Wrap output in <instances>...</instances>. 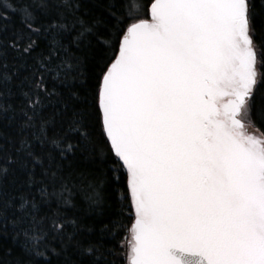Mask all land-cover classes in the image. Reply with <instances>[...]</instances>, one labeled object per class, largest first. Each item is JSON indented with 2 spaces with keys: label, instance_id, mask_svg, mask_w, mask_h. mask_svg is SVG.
I'll use <instances>...</instances> for the list:
<instances>
[{
  "label": "snow or ice",
  "instance_id": "obj_1",
  "mask_svg": "<svg viewBox=\"0 0 264 264\" xmlns=\"http://www.w3.org/2000/svg\"><path fill=\"white\" fill-rule=\"evenodd\" d=\"M121 255L264 264V0H0V264Z\"/></svg>",
  "mask_w": 264,
  "mask_h": 264
},
{
  "label": "trees",
  "instance_id": "obj_2",
  "mask_svg": "<svg viewBox=\"0 0 264 264\" xmlns=\"http://www.w3.org/2000/svg\"><path fill=\"white\" fill-rule=\"evenodd\" d=\"M141 2H146V0H141ZM78 182V181H77ZM113 199L115 200V197H113ZM75 201L77 204L83 206L84 202L83 200L81 199V196L79 193H77V195L75 196ZM111 244H115L116 241H110ZM117 261H118V264H125V260H124V257L123 255L117 257Z\"/></svg>",
  "mask_w": 264,
  "mask_h": 264
}]
</instances>
